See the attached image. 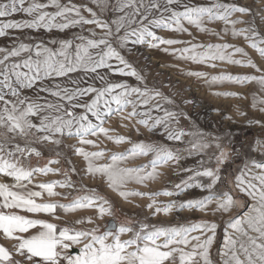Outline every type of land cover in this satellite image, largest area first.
Returning <instances> with one entry per match:
<instances>
[{"label": "snow or ice", "instance_id": "6c2138e0", "mask_svg": "<svg viewBox=\"0 0 264 264\" xmlns=\"http://www.w3.org/2000/svg\"><path fill=\"white\" fill-rule=\"evenodd\" d=\"M91 3L96 5L101 13L108 6L106 0H91ZM174 3H177V0H163V3L161 0H119L115 10L123 15L111 21V25H115L113 29L109 22L101 19L91 7L73 4L71 0L68 4H61L60 0H46L43 3L39 0H0V37L8 35V30L29 29L33 32L43 30L45 33H63L70 28L79 27L83 30L86 25L94 26L87 29L88 35L79 34L73 39L57 40L50 37L47 43L40 40L35 43H15L10 48L0 47V176L14 181L11 184L0 183V233L5 239L16 241L13 249L17 255L23 257V260H13L12 252L0 246V264H215L211 256L217 229L214 222L198 221L176 227L133 224L130 220L116 224L115 210L95 189L88 190L89 195L78 196L68 204L37 203L34 198L41 197L42 192L47 193L48 197L57 196L59 193L54 191L56 187H74L69 179L36 185L42 191L28 189L35 174L52 173L64 177L69 175L67 170L50 167L59 164V159H48L44 166L32 167L28 163L29 159L33 156L40 158L42 155L35 145L49 143L58 147L61 144L60 137L64 136L76 138L80 145L93 147L98 145L88 139L89 136H103L117 145L131 143L126 137L110 136V130L106 129L104 124L114 117L131 122L137 116L146 115L147 113L137 111L138 106L146 105L149 100L157 97L166 103H173L159 91L150 92L140 87H130L127 83H106V86L99 89L91 85L80 86L85 81L82 76L77 78L79 74H96V78L105 81L106 77L98 72L99 69H107L112 75L134 77L143 83V77L118 50L127 48L129 44H147L149 48L188 44L190 46L175 49L172 54L178 53L179 59L207 67L216 66L210 62L225 61L262 73L260 76L217 75L211 77L212 82L227 81L240 85L256 82L264 90V70L250 59L245 61L232 58L235 54L247 56L243 49L236 47L226 56L225 50L232 47L226 43L205 46L180 39H162L151 30L163 27L191 36L182 21H186L200 32H206L208 30L203 27L205 18L210 23L223 21L226 25H235L242 21H229V17L234 13L249 14L247 7L216 3L212 7L185 6L184 11H176L170 7ZM49 8L55 11H48ZM82 12L88 13L91 18H86ZM155 12H159L160 16L155 17ZM17 13H23L29 19H9L6 22L2 19ZM164 13L170 15L165 18ZM96 29H100L102 34L98 35ZM248 33L249 29L236 30L233 27L231 34L233 38L243 36L249 42L248 46L264 59V47L260 46L264 45V39H255V33ZM209 34L220 36L219 33ZM197 48H205V51L197 53ZM113 61L116 62L115 66ZM183 74L197 79L205 77L202 72ZM61 78L77 86H64L59 82ZM25 90H30L33 95L23 94ZM41 93L55 98V102L41 96ZM134 95L135 100L131 99ZM260 103L264 104V100ZM129 107L131 111H127ZM253 107H256L255 102ZM77 108L83 109V113L76 114ZM156 108L159 110V105H156ZM259 111L264 112V107ZM176 116V113L165 111L164 116L156 118L151 126L143 119L136 120V123L149 131L162 126L161 134L165 135L167 140L181 141L183 136L191 133L171 126L170 119ZM187 118L185 115V119ZM256 123L261 124L260 121ZM207 147L209 145L206 143L192 145L193 149ZM216 148L219 149V154L215 157L217 166L214 169L186 168L184 171L190 172L191 175L176 184L175 191L147 194L151 201L147 208L153 209V216L182 210L207 212L212 204H215L212 210L215 215L229 213L232 209L243 206L230 191H220L218 187L223 183L220 165L225 163L229 154L219 143ZM253 151L264 155V143L257 142ZM150 153L153 158L149 165L137 168L114 167L117 161L148 156ZM75 154L86 162L87 175L93 178L97 175L105 177L109 188L126 201L132 196L146 195L122 190L126 183L134 181L143 185L147 181H155L158 167L169 162L176 163L181 158L179 153L171 149L144 142L132 144L125 153L111 155L113 163L99 167L94 161L104 156L103 151L89 152L79 147L75 148ZM56 156L59 157L60 152H56ZM149 167L151 170L146 171ZM252 169L260 170L259 174L254 173ZM245 176L250 177L247 182ZM201 177L207 178L208 182H201L198 179ZM235 181V188L249 197L253 204L243 216H233L227 221L223 246L219 251V264H264V163L255 159L249 161L241 175L235 177ZM189 189L207 191L208 195L179 203L173 200L163 206L156 202L157 196H180ZM63 198L68 199L67 196ZM93 208L96 211V219H103L105 216L112 218L106 223L103 231L97 226L81 230L68 227L58 229L55 224L45 220L29 219L16 211H5L12 209L30 214L53 215L57 209L68 213ZM76 223L94 224V221L92 217H88L77 220ZM33 229L36 230L35 233L24 235ZM125 235H128V238L122 239ZM73 246H79L77 255H72L69 251Z\"/></svg>", "mask_w": 264, "mask_h": 264}, {"label": "rangeland", "instance_id": "374dc122", "mask_svg": "<svg viewBox=\"0 0 264 264\" xmlns=\"http://www.w3.org/2000/svg\"><path fill=\"white\" fill-rule=\"evenodd\" d=\"M39 2H46V0H39ZM107 8L101 13L100 9L91 3V0H71V3L76 5H87L97 15L109 22L117 19L123 13L117 12L115 9L118 6L119 0H106ZM147 2V0H145ZM61 4H68L69 0H60ZM163 3V0H161ZM216 3L244 6L249 9V14L240 15L234 13L229 17V21H242L232 25L231 23L225 24L223 21L208 22L207 18L203 21V27L208 31L200 32L194 26L189 25L186 21H182L188 32L176 33L164 29L163 27L152 28L151 30L162 39H180L183 41H190L192 44H228L232 47L225 50L224 54L233 52V49L239 47L243 49L247 56L235 54L233 59H244L245 61L251 60L259 68L264 70V59H262L252 48L248 46L243 36L232 37L233 27L236 30L249 29V35L255 33V39H264V0H177L170 7L176 11H184L185 6H205L212 7ZM48 11H55L53 8L47 9ZM86 18H91L88 13L82 12ZM170 13H164L167 18ZM155 17H159L160 13L155 12ZM152 16H150V19ZM4 22L9 19L24 20L29 19L23 13H17L12 17L2 18ZM146 23V22H145ZM94 27L91 25L84 26V29L70 28L63 33L53 31L52 33H45L43 30L40 32H33L32 30L25 29L23 31L8 30V35L0 37V47L10 48L15 43H35L36 41H44L47 43L48 39L55 38L73 39L76 35H88L87 29ZM114 29L115 25H111ZM135 27V25H133ZM98 35L102 34L100 29H96ZM211 33H219L220 36L210 35ZM123 30L121 31V34ZM19 38L18 40L15 38ZM55 47V45H50ZM190 46L188 44H176L172 46L160 45L157 48H149L147 44L132 45L129 44L127 48L118 49L121 55L132 65L133 68L143 77V83L138 82L134 77L112 75L107 69H99L101 75H105L106 80L101 81L96 78V74H79L85 83L81 87L89 85L95 88H102L106 83H127L130 87H140L142 90L147 89L150 92L159 91L163 97H167L173 103H166L165 100L157 97L149 100L148 104L140 105L137 108L138 112L147 113L143 116H137L131 122L128 120L121 121L119 117H114L104 124L106 129H109L110 136H123L126 137L131 143L115 144L113 141L106 139L103 136L94 137L89 136L88 139L93 140L98 147L90 145H80L78 140L74 137L67 136L60 137L61 144L57 147L55 145L45 143L43 145H35L41 151V157H31L28 163L32 167L44 166L48 159H59V164L50 165L53 169L60 168L69 172L68 177L53 174L49 178H41L40 181H34L28 186L29 190L42 191L36 185L41 183H48L56 180L69 179L74 187L54 188V191L59 195L54 197H47V193L42 192V196L34 198L37 203H57L68 204L78 196L89 195L88 190L95 189L96 193L107 199L116 214V224L124 223L130 220L133 224L147 223L155 225L156 227H176L181 225H188L198 221L214 222L217 225L216 237L211 248V256L215 264H219L220 256L219 251L223 246L227 221L230 217H240L249 211L253 201L241 194L235 188V177L241 175L245 164L255 159L257 162L264 163V155L258 151H253L257 142L264 143V112L259 109L264 107L260 101L264 100V90L256 82L245 83L243 85L225 82H212L211 77L217 75H256L260 76L262 73L255 72L251 68L240 67L237 65L229 64L225 61H214L215 67H207L202 64H196L190 60L178 58L177 54H172L175 49ZM264 47V45H260ZM130 49V50H129ZM205 48H197L196 52L201 53ZM25 56L27 54H24ZM115 66L116 62H112ZM185 72H202L205 73L204 78L197 79L193 76H186ZM75 75V74H74ZM64 86L75 88L77 85L72 84L69 80L61 78L59 81ZM225 93L234 95H224ZM23 94L33 95L30 90H25ZM219 94V95H217ZM41 96L46 97L50 101L55 102V98L41 93ZM131 99H136L134 95ZM188 101H191L190 103ZM255 102L256 107H253ZM156 105H159L157 110ZM83 109H75L76 114H82ZM127 111H131L129 107ZM165 111L176 113V118L170 119V124L173 128L182 129L191 135H185L181 141H169L165 138L162 126H157L152 131L148 128L137 124L136 120H147L151 126L155 119L163 117ZM55 115V113H53ZM126 115V113H125ZM185 115L188 117L185 119ZM177 120L179 121L177 123ZM260 121L261 124H257ZM93 122L94 119H93ZM123 125V126H122ZM144 142L152 144L157 147H165L171 149L173 152L179 153L181 158L178 162H169L167 165L157 168V178L155 181H147L143 185L137 184L134 181L126 183L122 190L135 191L145 193L144 197L132 196L128 200L122 199L116 192L109 188L106 178L97 175L95 178L86 174V162L82 157L75 154V148L83 147L85 151H103V157L94 161L96 166H104L112 164L110 157L113 154L125 153L131 148L132 144ZM197 143H206L209 147L204 149H193L192 145ZM219 143L228 154L229 158L223 165H220V175L223 180L222 184L218 187L220 191H230L233 197L242 202V207L234 208L229 213H216L212 214L215 204L209 206L207 212L182 210L173 211L168 215L157 214L152 215L153 209L147 208L151 201L147 198V194L157 193L162 191H175V185L180 183L181 180L191 175L190 172L184 171L186 168L193 170L203 168H215V157L219 154V149L216 144ZM56 152H60V156H56ZM153 154L148 156H140L130 158L124 161H117L114 167L117 168H137L150 164ZM72 169H75L73 172ZM150 171V167L145 169ZM256 174H259L258 169H252ZM52 174V173H49ZM48 174V175H49ZM201 182L207 183V178H198ZM247 182L250 177L245 176ZM255 182V181H253ZM258 183V182H255ZM17 191H20L17 189ZM208 195L207 191H200L199 189H189L182 193L180 196H157L156 202L158 205L163 206L173 200L179 202L187 199H199ZM67 196L68 199L63 197ZM6 212L16 211L20 215H24L29 219H42L47 222L53 223L58 229L68 227L72 230L88 229L93 226L100 227L104 230L106 223L111 221V217L105 216L103 219H96L95 209H79L73 212L65 213L63 209H57L53 215L30 214L26 212H19L18 210L8 209ZM92 217L94 224H77V220ZM34 230H31V232ZM231 232L230 229H228ZM122 239H127L128 235L122 236ZM72 255H77L79 246H73L69 249ZM243 259V257H241ZM16 260H23V258H16ZM26 264V262H25Z\"/></svg>", "mask_w": 264, "mask_h": 264}, {"label": "crops", "instance_id": "0c3cea01", "mask_svg": "<svg viewBox=\"0 0 264 264\" xmlns=\"http://www.w3.org/2000/svg\"><path fill=\"white\" fill-rule=\"evenodd\" d=\"M48 197V196H47ZM48 198H50V197H48ZM34 231H32L31 232V230L29 231V233H26V234H24V235H30V234H33V233H35V229H33ZM2 238H4V236H3V234L2 233H0V246H3V247H5L6 249H8L9 251H11L12 252V254H13V260H16V258L18 257V258H23V257H21V256H19V255H17L16 253H15V251H14V249H13V245L16 243V241H14V240H9V239H2Z\"/></svg>", "mask_w": 264, "mask_h": 264}, {"label": "bare ground", "instance_id": "6f19581e", "mask_svg": "<svg viewBox=\"0 0 264 264\" xmlns=\"http://www.w3.org/2000/svg\"><path fill=\"white\" fill-rule=\"evenodd\" d=\"M49 176H53V174H49V175L35 174L34 177H33V181L32 182H34V181H40L41 178L47 179V178H49ZM13 182L14 181H12L10 178L0 176V183H9V184H11ZM2 239H4V238H2Z\"/></svg>", "mask_w": 264, "mask_h": 264}]
</instances>
